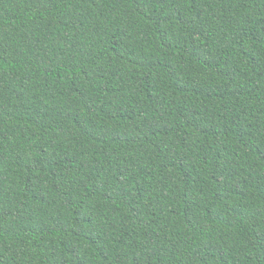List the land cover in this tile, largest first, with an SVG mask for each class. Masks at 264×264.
<instances>
[{
	"label": "trees",
	"instance_id": "obj_1",
	"mask_svg": "<svg viewBox=\"0 0 264 264\" xmlns=\"http://www.w3.org/2000/svg\"><path fill=\"white\" fill-rule=\"evenodd\" d=\"M0 264H264V0H0Z\"/></svg>",
	"mask_w": 264,
	"mask_h": 264
}]
</instances>
